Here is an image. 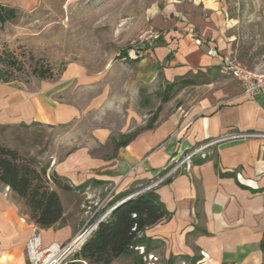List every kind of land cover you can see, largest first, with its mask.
I'll return each instance as SVG.
<instances>
[{
	"label": "crops",
	"instance_id": "crops-1",
	"mask_svg": "<svg viewBox=\"0 0 264 264\" xmlns=\"http://www.w3.org/2000/svg\"><path fill=\"white\" fill-rule=\"evenodd\" d=\"M41 1L0 0V5L29 12ZM147 12L146 26L161 37L140 58L123 50L90 77L76 61L57 79L38 85L0 82V128H52L79 119L90 88L103 82L107 85L102 93L91 98L93 106L103 105L111 95L121 99L157 83L223 75L204 84L206 93L195 105L159 116L150 130L134 134L108 156H91L80 148L59 161L53 158L49 172L70 190L51 182L63 214L53 227L39 228L42 246L70 244L88 226L91 210L99 217L125 192L154 183L149 190L157 194L169 218L140 235L142 255L135 249L112 264H264V94L246 96L222 73L220 58L230 49L224 43V18L216 9L195 1ZM194 35L203 45L194 44ZM209 50L219 57L209 56ZM227 134L238 137L213 144L159 182L168 166ZM9 194L0 183V264H27L25 247L33 223L28 209L23 206L20 213L22 203Z\"/></svg>",
	"mask_w": 264,
	"mask_h": 264
},
{
	"label": "rangeland",
	"instance_id": "rangeland-1",
	"mask_svg": "<svg viewBox=\"0 0 264 264\" xmlns=\"http://www.w3.org/2000/svg\"><path fill=\"white\" fill-rule=\"evenodd\" d=\"M195 1L222 14L229 53L246 68L264 73V0H42L34 10L15 11L11 20L0 23V77L26 86L38 85L45 79L37 78L36 73L48 72L51 76L47 80H55L68 63L76 61L90 77L102 69L107 58H118L121 51L128 50L139 35L151 28L146 26V14L152 7ZM220 77L223 75L216 72L189 76L187 79L195 85L178 91L165 103L166 84L157 83L132 90L121 99L111 95L103 105L93 106L91 98L102 93L107 85L103 82L90 88L79 119L63 127L0 128V145L15 150L51 178L49 168L55 160L80 148L87 149L91 156L112 154L114 141L144 132L156 113L157 118H165L175 111L187 110L203 98L204 84ZM179 162L168 166L159 182L176 173L174 167ZM153 184L137 187L126 199L147 191ZM9 192L11 200L22 203L23 213V202ZM87 217L88 227L98 218L93 210Z\"/></svg>",
	"mask_w": 264,
	"mask_h": 264
},
{
	"label": "trees",
	"instance_id": "trees-1",
	"mask_svg": "<svg viewBox=\"0 0 264 264\" xmlns=\"http://www.w3.org/2000/svg\"><path fill=\"white\" fill-rule=\"evenodd\" d=\"M15 10L0 5V23L11 20ZM50 74L36 73L39 79H49ZM0 77V81L8 83L13 80ZM195 85L190 79H180L164 88L166 95L163 103L170 100L178 91ZM157 119V113L151 118V123L145 130H150ZM134 137L128 135L122 141H114V149L125 146ZM51 182L57 188L69 191L67 186H61L57 177H46L45 170L38 171L31 163L10 148L0 145V183L23 202L28 209L30 221L40 229H48L62 218L63 209L57 192L51 187ZM135 189L125 192L116 199L118 206L96 226L89 234L79 250L76 251L68 264H112L121 256L128 255L144 243L140 235L145 229L167 220L169 214L164 209L159 197L153 190L144 191L138 195L123 199L135 193ZM118 200V201H117ZM117 201V202H116ZM122 201V202H120Z\"/></svg>",
	"mask_w": 264,
	"mask_h": 264
},
{
	"label": "built area",
	"instance_id": "built-area-1",
	"mask_svg": "<svg viewBox=\"0 0 264 264\" xmlns=\"http://www.w3.org/2000/svg\"><path fill=\"white\" fill-rule=\"evenodd\" d=\"M161 37V33L154 29L149 28L147 31L139 35L136 40L132 42L128 52H130L134 58H140L145 53L152 51L158 44ZM194 44L197 46L203 45L204 41L194 35ZM207 54L211 57H219L217 52L209 50ZM220 69L222 73L235 80L242 88L244 95L251 98L257 97L264 94V73H257L243 66L239 60L232 54L227 53L220 58ZM238 135L227 134L214 141L206 143L191 153L184 156L180 162L175 165L174 170L180 168L184 163L188 162L194 155L201 153L203 150L212 146L213 144L225 140L236 139ZM149 190V189H148ZM143 190L142 192H144ZM140 194L137 193L136 195ZM120 203H116L112 207L106 209L93 223L92 226L83 229L74 241L64 247L52 243L47 247H43L41 243V235L39 228L36 226L31 227V235L26 243V261L27 264H68L71 262L73 254L79 250L85 239L89 234L96 228L113 208L118 206ZM95 214V213H93ZM92 214V216H93ZM141 255L143 254V248H136ZM152 259V257H149Z\"/></svg>",
	"mask_w": 264,
	"mask_h": 264
}]
</instances>
